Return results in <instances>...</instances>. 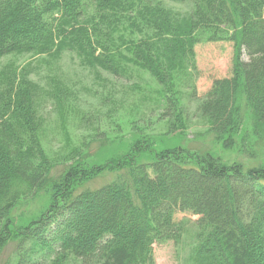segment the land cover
<instances>
[{
	"label": "trees",
	"instance_id": "trees-1",
	"mask_svg": "<svg viewBox=\"0 0 264 264\" xmlns=\"http://www.w3.org/2000/svg\"><path fill=\"white\" fill-rule=\"evenodd\" d=\"M166 1L189 8L177 14L187 24L177 26ZM137 31L147 37L132 39ZM202 40L232 43L234 62L231 77L198 101L199 118L223 151L251 152L245 124L251 137L264 135V0H0V60L72 52L121 76L124 47L131 65L168 88L181 65L196 70ZM22 72L0 74V251L17 244L15 264H157L154 245H179L190 228V264H264V162L184 148L157 153L143 142L103 166L65 168L53 179L37 89ZM164 100L173 129L178 103ZM104 174L116 175L77 191ZM41 191L51 196L44 213L14 217L22 198Z\"/></svg>",
	"mask_w": 264,
	"mask_h": 264
},
{
	"label": "rangeland",
	"instance_id": "rangeland-1",
	"mask_svg": "<svg viewBox=\"0 0 264 264\" xmlns=\"http://www.w3.org/2000/svg\"><path fill=\"white\" fill-rule=\"evenodd\" d=\"M164 4L165 9L177 18L178 27L187 24L184 18L178 20L177 17L188 12L186 5L167 1ZM130 32L124 35L127 40ZM145 37L147 35L139 31L132 35L135 40ZM125 42H122L124 46L128 43ZM122 51L125 65L121 62L124 69L121 76L91 65L89 59L72 52L13 55L0 60V74L23 71L36 86L37 111L42 120L39 140L53 163V179L65 168L103 166L111 159L131 153L134 145L143 142L152 143L157 153L184 148L194 154L211 153L225 161L250 165L264 162V135L260 140L251 137L252 123L247 122L244 126V136L254 139L249 144L251 152L241 153L237 149L226 152L208 133L207 124L197 113L198 101L205 98L214 81L231 77L232 43L202 40L194 47L196 70L181 65L174 73L173 85L168 88L162 87L150 73L131 65L127 49L123 47ZM244 60L248 58L244 56ZM166 95L178 103L180 122L173 129H170L172 123L165 115ZM146 156L144 162L151 160L150 155ZM115 175L95 177L77 191L101 188ZM48 187L50 189L51 185ZM22 190L24 192L25 188ZM50 201L51 196L45 191L26 200L22 198L13 215L20 220L38 217L49 207ZM184 217L187 216H177L179 220ZM189 231L179 245L173 242L154 245L156 263L190 264L193 231L191 228ZM16 249L17 244H7L0 251V264H15Z\"/></svg>",
	"mask_w": 264,
	"mask_h": 264
}]
</instances>
